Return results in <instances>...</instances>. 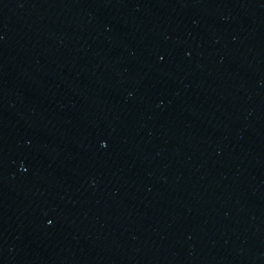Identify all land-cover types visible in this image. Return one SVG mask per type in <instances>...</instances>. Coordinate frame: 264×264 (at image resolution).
<instances>
[{
    "label": "water",
    "instance_id": "95a60500",
    "mask_svg": "<svg viewBox=\"0 0 264 264\" xmlns=\"http://www.w3.org/2000/svg\"><path fill=\"white\" fill-rule=\"evenodd\" d=\"M0 264H190L122 0H0Z\"/></svg>",
    "mask_w": 264,
    "mask_h": 264
}]
</instances>
